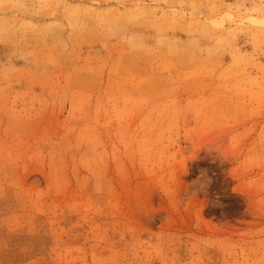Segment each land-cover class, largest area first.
<instances>
[{
  "label": "rangeland",
  "instance_id": "374dc122",
  "mask_svg": "<svg viewBox=\"0 0 264 264\" xmlns=\"http://www.w3.org/2000/svg\"><path fill=\"white\" fill-rule=\"evenodd\" d=\"M0 264H264V0H0Z\"/></svg>",
  "mask_w": 264,
  "mask_h": 264
}]
</instances>
